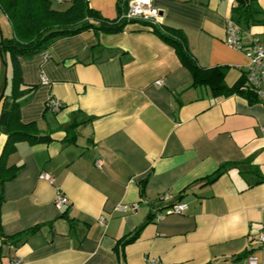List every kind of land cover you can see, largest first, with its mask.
I'll return each mask as SVG.
<instances>
[{
    "label": "crops",
    "instance_id": "0c3cea01",
    "mask_svg": "<svg viewBox=\"0 0 264 264\" xmlns=\"http://www.w3.org/2000/svg\"><path fill=\"white\" fill-rule=\"evenodd\" d=\"M87 1L105 19L121 12L119 0ZM152 3L159 24L184 36L201 67H226L228 85L249 63L243 50L226 42L240 6L253 11L249 25L244 15L235 21L243 44L253 37L264 44V0ZM54 4L66 10L72 0ZM0 26L5 37L14 35L1 7ZM5 57L1 90L9 108L14 70L11 56ZM19 70L18 90L27 96L20 120L52 140L20 141L8 156L7 164L20 168L1 189V264H148L152 258L249 264L250 257L264 264V100L191 86L192 74L176 50L138 22L116 33L90 29L61 37L46 50L20 56ZM50 98L63 107L48 109ZM5 141L0 132V152ZM226 163V171L208 182ZM61 192L69 201L58 207ZM179 203L184 212L167 211ZM139 228L135 241L119 247Z\"/></svg>",
    "mask_w": 264,
    "mask_h": 264
},
{
    "label": "trees",
    "instance_id": "16d2710c",
    "mask_svg": "<svg viewBox=\"0 0 264 264\" xmlns=\"http://www.w3.org/2000/svg\"><path fill=\"white\" fill-rule=\"evenodd\" d=\"M130 0H119L120 13L116 19L103 18L96 10L89 6L87 0H72V4L66 10H57L52 7V0H0V7L6 13L13 26L14 35L5 37L0 26V68L5 63V56L9 54L13 63V88L10 94L12 99L9 108L3 104V100L9 95L0 89V132L6 135V141L0 152V207L3 202L2 185L5 181L17 176L18 166H9L7 159L10 153L17 148V143L28 140L31 143L49 142L52 140L49 134H43L35 123H23L20 120L19 108L27 100L25 93L18 90L21 83L19 70V57L28 56L46 50L55 40L94 29L106 33L121 32L129 23L138 22L144 26H152L163 40L170 44L177 52L182 64L189 69L193 80L191 86L207 85L213 95H230L238 93L249 101H259L256 93L250 90H241L245 81L244 74L238 82L228 85L225 81L226 67L203 68L190 52L184 36L174 29L163 27L159 22L127 20L123 18L128 10ZM252 6V5H251ZM240 6L241 16L235 17V21L241 23L244 15L246 24L251 23L252 7ZM33 90L30 89V92ZM229 164L221 165L218 170L207 179L215 181L228 168ZM39 226L32 228L25 234L35 232ZM141 228L132 235L126 236L119 242V247H124L137 239ZM13 238V239H12ZM17 238L6 237L3 243ZM1 248V247H0ZM1 264V263H0Z\"/></svg>",
    "mask_w": 264,
    "mask_h": 264
},
{
    "label": "built area",
    "instance_id": "2783aa9c",
    "mask_svg": "<svg viewBox=\"0 0 264 264\" xmlns=\"http://www.w3.org/2000/svg\"><path fill=\"white\" fill-rule=\"evenodd\" d=\"M123 18L127 20H142L159 22L160 10L153 6L152 0H130L128 10L124 13ZM243 28L233 20H229L227 27L226 42L239 50H243L249 58L248 65L244 68L243 74L245 81L241 86V90H250L258 95L261 100H264V44L258 37H253L249 46H245L242 42ZM47 82V81H46ZM159 85L163 84V80H158ZM63 107L60 100L50 98L47 101V108L51 111H59ZM98 165L100 163L98 162ZM41 178L52 181V177L48 173H43ZM167 198V197H166ZM69 199L62 192L58 194L56 205L62 207L68 203ZM138 205H131L135 209ZM129 206L121 205L119 208H128ZM184 204H174L167 209L168 212H184ZM105 218L100 217V223L105 224ZM260 239L264 243V223ZM20 259L13 260L10 264H20ZM148 264H161L159 259L152 258L147 260ZM249 264H257L258 261L255 257L248 259Z\"/></svg>",
    "mask_w": 264,
    "mask_h": 264
},
{
    "label": "rangeland",
    "instance_id": "374dc122",
    "mask_svg": "<svg viewBox=\"0 0 264 264\" xmlns=\"http://www.w3.org/2000/svg\"><path fill=\"white\" fill-rule=\"evenodd\" d=\"M64 6L65 5L54 4V8H57V9H64ZM4 79H5V76L3 75V72H1V75H0V89L3 87V90L5 88V80Z\"/></svg>",
    "mask_w": 264,
    "mask_h": 264
},
{
    "label": "water",
    "instance_id": "95a60500",
    "mask_svg": "<svg viewBox=\"0 0 264 264\" xmlns=\"http://www.w3.org/2000/svg\"><path fill=\"white\" fill-rule=\"evenodd\" d=\"M242 4H246L249 0H238Z\"/></svg>",
    "mask_w": 264,
    "mask_h": 264
}]
</instances>
